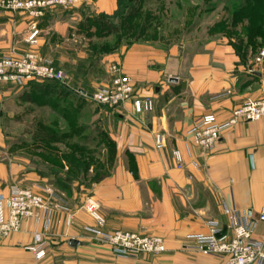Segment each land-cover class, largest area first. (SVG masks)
<instances>
[{"label": "crops", "instance_id": "obj_1", "mask_svg": "<svg viewBox=\"0 0 264 264\" xmlns=\"http://www.w3.org/2000/svg\"><path fill=\"white\" fill-rule=\"evenodd\" d=\"M116 4V0H79L71 7H44L37 16L0 11V55L12 49L16 53L31 50L70 79L75 64L83 73L78 77L85 80L90 75L88 63L81 70L79 54L72 55L79 15L81 11L110 14ZM31 25L38 33L28 42ZM110 57L131 77L140 94L152 96L153 107L135 114L131 102L115 111L101 106L107 112L105 131L115 144L118 161L108 178L93 182L88 190L100 204L103 228L161 235L166 250L118 257L96 244L84 228L98 224L79 208L74 188L66 196L68 201L55 196L54 206L49 205L45 216L25 219L18 232L0 238V264H49L56 251L71 256L65 257L67 264H223V257L197 251L194 237L208 233L210 221L216 222L218 234L230 235L235 215L256 219L264 207V120L238 121L222 129L212 151L187 148L186 130L202 115L212 114L223 122L235 107L264 97V78L256 75L264 74V69L258 66L248 72L232 49L217 43L194 54L182 68L174 55L136 47L121 48ZM17 88L23 87L1 83L0 98ZM156 133L165 137L162 146L155 144ZM174 149L181 153V167L175 165ZM8 169L0 162L3 196L18 185ZM28 176L33 178L32 173ZM39 181L42 183L41 177ZM6 215L7 207L0 202V220ZM263 234L264 222L257 221L254 237ZM37 238L46 244L42 259L24 248ZM70 239L79 244L71 246Z\"/></svg>", "mask_w": 264, "mask_h": 264}, {"label": "rangeland", "instance_id": "obj_2", "mask_svg": "<svg viewBox=\"0 0 264 264\" xmlns=\"http://www.w3.org/2000/svg\"><path fill=\"white\" fill-rule=\"evenodd\" d=\"M116 3L110 14L81 11L79 15V34L71 43L75 49L72 55L75 58L79 54L81 70L88 63L90 75L85 80L78 77L80 71L69 62L73 70L71 79L67 74L69 87H60L52 81H29L21 85L23 88L0 98V162L7 164L10 174H15L13 181L18 185L14 187L40 195L47 209L54 206L57 195L68 201L66 196L75 188L79 208L104 230L100 204L88 189L93 182L108 178L118 159L116 149L110 150L115 144L105 131L106 109L88 95L97 85L107 82L108 66L113 63L110 55L118 54L121 48L136 47L174 55L182 68L189 65L194 54L217 43L232 49L247 70L264 48V0H116ZM131 8L136 9V14L131 13ZM37 85L45 88L39 90ZM79 86L87 92L81 93ZM48 135L57 140L47 138ZM30 173L33 178L28 176ZM89 199L98 204L96 214L103 219L102 223L86 210ZM116 230L133 231L121 228L106 231ZM65 257L71 256L56 251L49 264H67L63 262Z\"/></svg>", "mask_w": 264, "mask_h": 264}, {"label": "built area", "instance_id": "obj_3", "mask_svg": "<svg viewBox=\"0 0 264 264\" xmlns=\"http://www.w3.org/2000/svg\"><path fill=\"white\" fill-rule=\"evenodd\" d=\"M79 0H0V11H26L37 16L44 7L62 5L71 7ZM38 33L35 25H31L27 36L33 42ZM264 69V48H262L247 71L253 73L256 67ZM108 80L97 85L88 95L98 105L112 109L123 107L131 102L133 112L141 114L150 111L153 99L150 95H142L135 88L131 77L121 70L116 62L108 66ZM55 81L69 87L68 76L62 69L56 68L51 61L41 59L34 51L16 53L13 49L0 55V84L11 83L18 86L29 81ZM264 120V97L247 100L232 109L226 121L218 122L214 115L207 114L196 118L186 130V146H196L204 151H212L218 141L222 129L238 121ZM156 146H162L165 137L162 133L154 135ZM175 165L182 166V156L178 149L171 152ZM0 202L7 207V215L0 220V238L7 237L21 229L22 221L46 215L47 207L43 198L30 189L12 187L5 196L0 194ZM98 204L89 199L85 205L88 212L96 215L100 223L103 219L96 214ZM230 225V235L218 234L216 222L210 221L209 232L195 235V249L204 255L221 256L223 264H262L264 262V234L255 238L257 221L264 222V207L256 219L247 215H235ZM100 245L118 257H136L139 254H159L166 250L165 241L159 235H139L133 231H106L101 227L84 228ZM24 248L33 253L36 259L46 255V244L42 239H35Z\"/></svg>", "mask_w": 264, "mask_h": 264}, {"label": "trees", "instance_id": "obj_4", "mask_svg": "<svg viewBox=\"0 0 264 264\" xmlns=\"http://www.w3.org/2000/svg\"><path fill=\"white\" fill-rule=\"evenodd\" d=\"M135 11H136V9L131 8V13H132V14H136ZM99 16H101V15H99ZM103 16H105V15H103ZM52 82L55 83V84H57V85H59L60 87H64L63 85H61V84L58 83V82H55V81H52ZM57 85H56V86H57ZM36 88L39 89V90H42V89H44L45 87H44L43 85H37ZM52 90H53V89H52ZM42 133H44V131H42ZM47 138H50V139H52V140H57V138L54 137L53 135H48ZM112 145H113V144H112ZM110 150H111L112 152L115 151V147H114V145L110 147ZM85 163H86V162H85ZM86 166H87V165H84V168H86Z\"/></svg>", "mask_w": 264, "mask_h": 264}, {"label": "water", "instance_id": "obj_5", "mask_svg": "<svg viewBox=\"0 0 264 264\" xmlns=\"http://www.w3.org/2000/svg\"><path fill=\"white\" fill-rule=\"evenodd\" d=\"M256 75L264 78V74H262V73L257 72ZM69 244L71 246H77L79 244V241H77L76 239H70Z\"/></svg>", "mask_w": 264, "mask_h": 264}]
</instances>
